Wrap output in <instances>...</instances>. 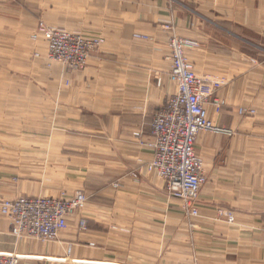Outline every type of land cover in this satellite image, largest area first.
I'll return each mask as SVG.
<instances>
[{
	"label": "crops",
	"instance_id": "0c3cea01",
	"mask_svg": "<svg viewBox=\"0 0 264 264\" xmlns=\"http://www.w3.org/2000/svg\"><path fill=\"white\" fill-rule=\"evenodd\" d=\"M39 20L105 44L81 72L47 69L39 50L27 64ZM162 23L199 43L186 50L196 74L226 81L220 113L212 98L205 108L228 132L196 140L206 178L197 217L157 176H130L152 159L132 134L147 135L175 92ZM11 55L20 70L0 69V138L48 146L36 153L58 164L19 180L0 172V198L84 191L89 201L86 228L74 215L51 243L15 239L0 216V252L18 264H264V0H0V64Z\"/></svg>",
	"mask_w": 264,
	"mask_h": 264
},
{
	"label": "built area",
	"instance_id": "2783aa9c",
	"mask_svg": "<svg viewBox=\"0 0 264 264\" xmlns=\"http://www.w3.org/2000/svg\"><path fill=\"white\" fill-rule=\"evenodd\" d=\"M160 27L168 33V80L175 92L152 118L147 135L138 131L132 134L140 147L151 150L152 159L132 171L130 176L135 181L144 172L157 176L163 181L167 195L179 200L188 216L197 217V202L206 178L203 161L196 151V140L202 132H228L213 124L205 108V103L212 98L214 112L220 113L224 101L216 94L223 89L226 81L196 74L186 50L198 48L199 43L177 36L170 23H162ZM135 37L147 39L146 36ZM32 39L44 42L49 61L59 63L73 72L83 71L92 53L105 44L104 38L100 36L71 33L43 22L37 24ZM156 84L161 85V78L156 77ZM244 113L239 110L240 115ZM247 113L255 114L254 110ZM113 187L118 189L119 184L114 183ZM88 201L89 196L84 191L71 194L62 192L57 197L4 198L0 199V216L9 221L15 239L51 243L68 228V220L74 215L79 217V230L86 228L84 212ZM219 215L226 217L228 223L234 222L230 212L219 210ZM20 258L14 253L0 252V264H18Z\"/></svg>",
	"mask_w": 264,
	"mask_h": 264
},
{
	"label": "rangeland",
	"instance_id": "374dc122",
	"mask_svg": "<svg viewBox=\"0 0 264 264\" xmlns=\"http://www.w3.org/2000/svg\"><path fill=\"white\" fill-rule=\"evenodd\" d=\"M39 22L45 23L44 21L39 20L36 21L35 25H37ZM50 27H54V26L50 25ZM31 41H32V43H30L31 47L30 46L29 47L32 49L31 50L32 53L30 55V60L27 62V64L32 63V61L37 57L35 54H38V56L40 55V52H38L37 50L44 51L47 60V66H46L47 69L50 68L51 64H57L55 62L48 60L45 45L40 39L33 40L31 37ZM38 42H42V44L36 45L35 43ZM12 57H13L12 55L10 58L7 57L8 62L2 61V63L0 64V69H2L1 72L3 74H6L7 72L10 71L9 73H12V75H14L19 72L20 69L17 68L19 63L12 62L10 60ZM0 84H2L1 87H3L4 86L3 84L5 83H3V80H0ZM47 148L48 146L36 145L28 141H25L23 139L13 140L11 142L10 139L0 138V172L3 173L9 172L8 175L12 174V178L15 180H19L21 178L20 175H18L15 172H53L52 170L55 169L53 167H48V165L55 166L58 163H56L54 159H45L42 157L41 154L36 153V152L41 153V151H47ZM36 149L38 151H36ZM0 199H4V198H0Z\"/></svg>",
	"mask_w": 264,
	"mask_h": 264
}]
</instances>
